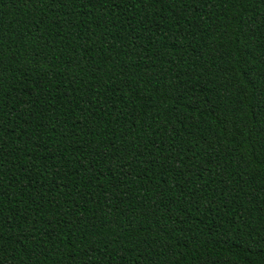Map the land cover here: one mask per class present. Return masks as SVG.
Segmentation results:
<instances>
[{
	"label": "trees",
	"instance_id": "obj_1",
	"mask_svg": "<svg viewBox=\"0 0 264 264\" xmlns=\"http://www.w3.org/2000/svg\"><path fill=\"white\" fill-rule=\"evenodd\" d=\"M0 264H264V0H0Z\"/></svg>",
	"mask_w": 264,
	"mask_h": 264
}]
</instances>
